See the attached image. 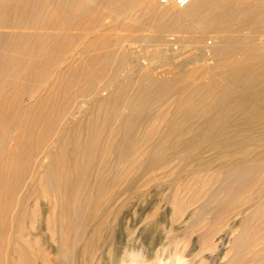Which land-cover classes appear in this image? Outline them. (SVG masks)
Instances as JSON below:
<instances>
[{"label":"bare ground","instance_id":"bare-ground-1","mask_svg":"<svg viewBox=\"0 0 264 264\" xmlns=\"http://www.w3.org/2000/svg\"><path fill=\"white\" fill-rule=\"evenodd\" d=\"M166 1L0 0V264H188L139 218L184 171L173 217L264 264V2Z\"/></svg>","mask_w":264,"mask_h":264},{"label":"rangeland","instance_id":"rangeland-1","mask_svg":"<svg viewBox=\"0 0 264 264\" xmlns=\"http://www.w3.org/2000/svg\"><path fill=\"white\" fill-rule=\"evenodd\" d=\"M158 1L161 2L163 5H166L165 7H168V8L173 7L175 9L174 3L170 5V2H167L166 0H158ZM177 1L179 2V0H177ZM263 2H264V0H263ZM185 3H186V0L184 3H179V5H184ZM209 36L211 37V35H209ZM209 42H211V39H209ZM175 43H172V45L170 47L174 48V49L179 48L180 44H177V42H175ZM166 47L169 48L168 46H166ZM181 59H182V57L179 58L178 60H181ZM186 173L187 172H185V171L183 173H181L182 174V177L180 178L181 180L179 179V181L176 182L178 185L180 183L185 182V180L187 182V180L190 179L191 176L186 178ZM176 183H166V182L153 183L151 185V187L149 188V191L147 193L148 197H146L144 203L147 206L149 204H152V205L150 208H148L149 210L146 209L145 212H143V214L139 217V218H143L142 220H146L145 226H148L145 234L143 235L144 238L142 239V241L145 242V244L147 242L149 243L151 233H154L156 236L152 240L151 245L152 246L156 245L155 253H157V255H160L162 258H164V257L168 258L172 253L177 252V250H178V251H182L181 252L182 254L184 253L186 255V253H187V257L189 256V258H187V259L188 260L190 259L188 264H201V263L202 264H219V261L221 262V260H225L224 258L222 259L223 255L219 254L218 251L215 252V250H213V249H206V248L204 249L203 248V243L201 242L202 241L201 236L203 234L202 231L204 228H206V226H203V227L197 226L193 230H190L185 226L186 222H187L186 220L189 219V217H188L189 212L192 211V209L194 207H196L195 205H199V204L201 205L202 201H204V197L201 198V200L198 198L194 200V198H193L194 201H192V205H190V207L187 208V210L183 212V215L177 216V218L179 217L178 220H177V218L173 217V215H172L173 214L172 213L173 197H174L173 191L175 189L174 187L177 185ZM193 188H195L194 185H192L191 188L187 189L188 192H190V190L192 191ZM186 194L187 195H184V196L187 200L192 198V195L189 198H187L188 195H190L191 193H189V194L186 193ZM187 200H186V202H188ZM195 210H197V209H195ZM195 210H193V211H195ZM206 210H207V212L203 211L204 212L202 214V216L204 215L203 219L205 218V216L211 217V215H213L211 213V210H213L212 205H209ZM43 217H44V215H42V218ZM172 218H174V219L171 220ZM205 221L203 220V223ZM169 222H171V223L173 222V226H174L173 228H176V233H175L176 238L174 241L175 244H174V242H172V243L169 242L168 239H166V237H165L167 235L166 233H167L168 229L170 228ZM157 224H159V225H157ZM41 227H44V225H42V223H41ZM209 227H210V225H207V228H209ZM226 229H228V227H225V229L221 230L219 233H223ZM148 230L150 232H148ZM34 232H37V230H35ZM157 236H159V237H157ZM161 237H163V243L161 242L159 244L158 240H160ZM226 243H228V240ZM55 246H56V243L54 245H51V244L46 245L47 251L49 253V264H60L57 255L54 253ZM194 246H196V247H194ZM113 248H114V245L111 246V250H114ZM183 248H187L186 251H183L184 250ZM114 253H117L116 249L114 250ZM215 254H216V256H215ZM210 255H211V257H210ZM149 257L150 256L148 254V258ZM156 257L157 256L150 258L151 261H156ZM161 257H159L157 259L160 260ZM205 260H207V262H205Z\"/></svg>","mask_w":264,"mask_h":264},{"label":"built area","instance_id":"built-area-1","mask_svg":"<svg viewBox=\"0 0 264 264\" xmlns=\"http://www.w3.org/2000/svg\"><path fill=\"white\" fill-rule=\"evenodd\" d=\"M185 2V0H179V3H184Z\"/></svg>","mask_w":264,"mask_h":264}]
</instances>
